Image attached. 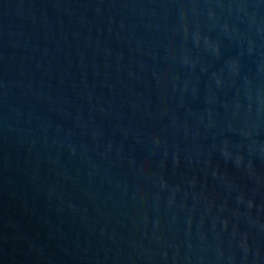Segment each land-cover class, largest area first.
<instances>
[{
  "label": "water",
  "instance_id": "water-1",
  "mask_svg": "<svg viewBox=\"0 0 264 264\" xmlns=\"http://www.w3.org/2000/svg\"><path fill=\"white\" fill-rule=\"evenodd\" d=\"M0 264H264V0H0Z\"/></svg>",
  "mask_w": 264,
  "mask_h": 264
}]
</instances>
